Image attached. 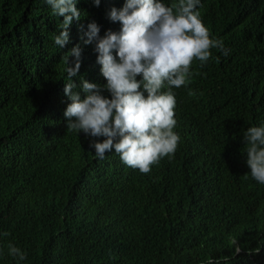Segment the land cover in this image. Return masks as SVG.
<instances>
[{
	"label": "trees",
	"instance_id": "16d2710c",
	"mask_svg": "<svg viewBox=\"0 0 264 264\" xmlns=\"http://www.w3.org/2000/svg\"><path fill=\"white\" fill-rule=\"evenodd\" d=\"M251 2L204 0L200 17L229 54L214 49L200 84L172 88L181 141L167 168L143 174L114 149L96 157L92 141L104 137L68 129L64 115L68 52L81 46L74 92L85 94L81 77L106 85L85 34L93 21L117 28L101 37L119 32L109 13L126 0H77L63 48V17L46 0H0V264H264V184L244 140L264 125V3L253 13Z\"/></svg>",
	"mask_w": 264,
	"mask_h": 264
},
{
	"label": "clouds",
	"instance_id": "9594fccd",
	"mask_svg": "<svg viewBox=\"0 0 264 264\" xmlns=\"http://www.w3.org/2000/svg\"><path fill=\"white\" fill-rule=\"evenodd\" d=\"M46 3L54 16L63 17L59 34L54 37L55 44L63 48L69 42L73 21L81 19V10L77 0ZM94 3L99 6L100 0ZM261 3L264 0L250 3L253 13ZM210 4L213 6L214 0ZM200 7H204V0H126L121 9L114 7L109 13L112 22H120L119 32L109 29L101 37L100 26L91 22L84 44L95 42L98 56L93 72L102 73L107 83L100 86L81 77L85 94L74 92L76 85L72 81L81 67V46L77 44L68 52L64 93L72 102L64 115L68 129L78 133L82 130L94 138L104 137L102 141H92L96 157L104 159L114 149L126 166L143 174L149 173L154 164L167 168L164 161L174 155L181 141L177 92L172 88L200 84L204 79L203 66L214 49L224 56L229 54L222 40L210 36L200 17ZM262 18L261 10L252 21L255 24ZM217 56L224 67L223 57ZM69 57H74V66ZM166 84L168 90L163 91ZM102 89L111 96L103 95ZM183 100L191 102L187 95ZM244 140L251 176L264 184V125L248 127ZM8 254L19 261L27 256L13 244L8 245Z\"/></svg>",
	"mask_w": 264,
	"mask_h": 264
},
{
	"label": "bare ground",
	"instance_id": "6f19581e",
	"mask_svg": "<svg viewBox=\"0 0 264 264\" xmlns=\"http://www.w3.org/2000/svg\"><path fill=\"white\" fill-rule=\"evenodd\" d=\"M233 10V9H232ZM232 14V13H231ZM106 26L107 27H110V28H112V29H117L116 27H115V25H112L111 26V22L109 23V24H106L105 26H104V28H101V29H105L106 28ZM188 123V122H187ZM203 146V145H202Z\"/></svg>",
	"mask_w": 264,
	"mask_h": 264
},
{
	"label": "water",
	"instance_id": "95a60500",
	"mask_svg": "<svg viewBox=\"0 0 264 264\" xmlns=\"http://www.w3.org/2000/svg\"><path fill=\"white\" fill-rule=\"evenodd\" d=\"M264 20V19H263Z\"/></svg>",
	"mask_w": 264,
	"mask_h": 264
}]
</instances>
